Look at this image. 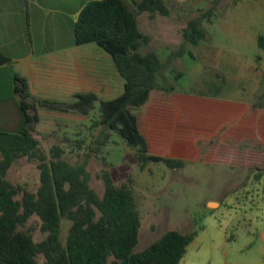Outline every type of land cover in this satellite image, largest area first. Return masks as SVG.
<instances>
[{
    "label": "rangeland",
    "instance_id": "1",
    "mask_svg": "<svg viewBox=\"0 0 264 264\" xmlns=\"http://www.w3.org/2000/svg\"><path fill=\"white\" fill-rule=\"evenodd\" d=\"M127 1L135 9L141 0ZM163 1L169 16L146 12L137 17L140 31L149 36L139 52L154 53L169 64L159 75L151 101L132 112L139 117L150 153L184 159L185 166L172 169L149 163L141 170L138 149L129 147L119 134L109 131L99 140L100 105L94 104L84 134L37 137L40 151L35 157L20 158L7 178L36 193L41 155L48 161L52 148L60 147L62 158L73 166L89 161L90 186L100 197L105 191L104 173L116 186L132 189L142 223L135 253L174 230L195 234L180 264H264V181L235 179L229 172L239 169L219 164L224 154L211 151L212 137L230 115L206 96L242 102L258 99L255 91L264 82V49L258 45V38L264 36V0ZM212 7V17L203 21L207 38L197 46L186 44L188 21ZM214 155L219 163L207 162ZM70 225L63 219V242ZM20 230L36 242L46 238L38 216ZM37 260L42 264L44 257Z\"/></svg>",
    "mask_w": 264,
    "mask_h": 264
},
{
    "label": "trees",
    "instance_id": "2",
    "mask_svg": "<svg viewBox=\"0 0 264 264\" xmlns=\"http://www.w3.org/2000/svg\"><path fill=\"white\" fill-rule=\"evenodd\" d=\"M146 12L152 16L170 15L163 0H141L135 9L127 0H93L75 22V43H97L112 55L125 80L121 95L100 104L99 140L109 131L119 134L129 147L138 149L141 170L149 163L179 169L186 161L150 153L138 117L132 112L149 101L160 73L169 64L154 53L139 52L149 36L140 31L137 17ZM213 12L212 7L188 21L186 44L197 46L207 38L203 21L211 18ZM258 45L264 49V36L258 38ZM9 62L0 51V67ZM14 92L20 98L24 124L17 134L0 131V264H40L39 256L44 257L42 264H180L195 234L169 231L143 252L135 253L142 223L132 189L128 185L116 186L110 174L104 173L105 191L100 197L90 186L88 160L73 166L62 158L63 150L55 146L50 160L41 155V184L36 193L12 184L7 178L8 170L22 157H35L41 146L32 135L39 116L25 78L15 75ZM77 98L69 105L38 102L51 109H74L89 114L97 100L94 94ZM32 216L39 217L41 231L46 234L40 242L20 230ZM65 218L71 225L63 242Z\"/></svg>",
    "mask_w": 264,
    "mask_h": 264
},
{
    "label": "crops",
    "instance_id": "3",
    "mask_svg": "<svg viewBox=\"0 0 264 264\" xmlns=\"http://www.w3.org/2000/svg\"><path fill=\"white\" fill-rule=\"evenodd\" d=\"M91 1H0V51L10 59L8 64L0 67V131L17 134L23 128L20 98L14 92L15 75L27 80L29 92L36 104L39 121L32 130L36 139L40 136L82 135L87 129L89 118L88 114L77 110L51 109L40 105L38 101L69 105L78 100V95L94 94L97 97L95 104L100 105L123 93L125 80L112 55L97 43H75V22L81 10ZM259 84L261 87L255 91L258 99L253 102L218 100L206 95L230 115L229 122L214 130L210 149L213 153L222 152L223 161L219 163L214 155L207 162L239 169L229 172L235 179L255 177L263 182L264 82ZM153 92L144 106L151 101ZM142 134L149 143L146 135Z\"/></svg>",
    "mask_w": 264,
    "mask_h": 264
}]
</instances>
